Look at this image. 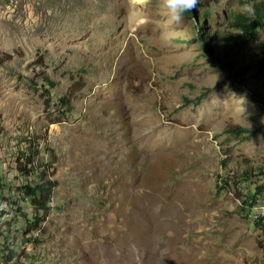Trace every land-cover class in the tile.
Segmentation results:
<instances>
[{
  "label": "rangeland",
  "instance_id": "1",
  "mask_svg": "<svg viewBox=\"0 0 264 264\" xmlns=\"http://www.w3.org/2000/svg\"><path fill=\"white\" fill-rule=\"evenodd\" d=\"M218 6L198 26L201 7L173 24L164 0H0V189L23 182L26 137L56 156L54 206L21 264H264V221L242 201L264 200V112L210 59L219 15L244 10ZM256 55L248 80L264 77Z\"/></svg>",
  "mask_w": 264,
  "mask_h": 264
},
{
  "label": "trees",
  "instance_id": "2",
  "mask_svg": "<svg viewBox=\"0 0 264 264\" xmlns=\"http://www.w3.org/2000/svg\"><path fill=\"white\" fill-rule=\"evenodd\" d=\"M219 4L220 0L198 1L197 6L201 7V10L197 25H203L204 20L210 16V13L214 9L219 8ZM238 5L243 6L244 10L239 11L233 7H229L219 15V19L224 22L223 26L218 28V31L210 30L208 33L206 40H210L212 36L215 38L214 55H211L210 59L215 61L218 66L231 69L230 75L232 78L234 77L233 79L236 82L247 84L252 94L251 98L256 103L262 105L264 112V77L259 81H255L248 80L249 78L243 75L245 71V55L251 51H256V56H258L254 61V65H252L255 68L254 74L256 75L261 69H264V42L260 45L253 44L258 32L264 29V0H238ZM43 80L45 85H43L42 89L43 92L47 93L48 88L53 87V82L47 76H44ZM77 90L70 88L59 99V107H63L65 111L69 110L71 108L70 101L75 97ZM61 112L64 114L63 111ZM226 132L229 134L245 133V137L253 134V131L239 127H229L226 129ZM40 138L26 137L23 142L25 146L22 148V151L18 152L15 159V171L24 177L25 183L22 185V190L24 196L27 197V202L31 209L30 218L26 212H22L19 220H23L22 227H24L25 231L39 227L42 221L46 219L48 213L51 211L48 201L57 185V182L51 178L56 156L50 152L48 160L44 161L39 148ZM257 170H260V168ZM246 173L244 171L240 177L249 178L253 175L250 174L247 177ZM30 176H33V178L30 179ZM253 190L258 191L259 187L255 186ZM255 196L252 193V195H248L247 199H242L244 207H249L250 201ZM9 237L15 239L16 236L14 234L11 235L8 229L6 233L2 234V238L0 239V249L4 253L2 257L6 262L16 254L8 246L10 244ZM18 262L22 263L20 260Z\"/></svg>",
  "mask_w": 264,
  "mask_h": 264
},
{
  "label": "built area",
  "instance_id": "3",
  "mask_svg": "<svg viewBox=\"0 0 264 264\" xmlns=\"http://www.w3.org/2000/svg\"><path fill=\"white\" fill-rule=\"evenodd\" d=\"M23 182L19 183V185L15 187H7L8 192H2L0 189V203L6 204V207L0 209V239L2 238V234L6 233L9 229L11 235L15 234L18 230L17 237L19 239V245H12L11 238L9 237V248L13 249L16 254L9 259L8 262L2 257V251L0 249V264H21L18 262L24 261V255H26V250L31 246H34V242H36L37 237L39 236L40 226L37 228H31L28 231L19 227L18 221L22 216V212L25 211V207L20 202H27V197L24 196L22 185L25 183V180L22 178ZM264 202V200H257L254 198L250 201L249 209L251 210V215L255 221L262 222L264 221V214H261L259 211H254L253 206L257 203ZM48 204L50 206V210L52 209L53 202L52 196L49 198ZM29 246V247H28Z\"/></svg>",
  "mask_w": 264,
  "mask_h": 264
},
{
  "label": "clouds",
  "instance_id": "4",
  "mask_svg": "<svg viewBox=\"0 0 264 264\" xmlns=\"http://www.w3.org/2000/svg\"><path fill=\"white\" fill-rule=\"evenodd\" d=\"M197 4L198 0H164V7L167 12L168 21L173 24H180L184 19V14L192 11ZM5 207L6 204L0 203V209ZM253 210L264 214V202L254 205Z\"/></svg>",
  "mask_w": 264,
  "mask_h": 264
}]
</instances>
